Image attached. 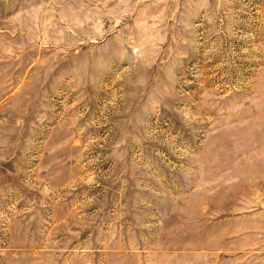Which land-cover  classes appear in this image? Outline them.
I'll return each instance as SVG.
<instances>
[{"label": "rangeland", "instance_id": "rangeland-1", "mask_svg": "<svg viewBox=\"0 0 264 264\" xmlns=\"http://www.w3.org/2000/svg\"><path fill=\"white\" fill-rule=\"evenodd\" d=\"M0 264H264V0H0Z\"/></svg>", "mask_w": 264, "mask_h": 264}]
</instances>
